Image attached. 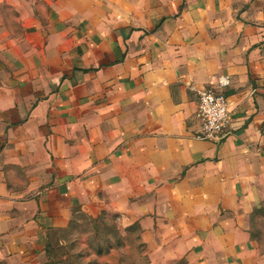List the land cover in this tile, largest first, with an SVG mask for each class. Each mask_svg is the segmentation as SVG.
<instances>
[{"label": "crops", "instance_id": "obj_1", "mask_svg": "<svg viewBox=\"0 0 264 264\" xmlns=\"http://www.w3.org/2000/svg\"><path fill=\"white\" fill-rule=\"evenodd\" d=\"M75 213L146 264H264V0H0V261L48 264Z\"/></svg>", "mask_w": 264, "mask_h": 264}, {"label": "rangeland", "instance_id": "obj_2", "mask_svg": "<svg viewBox=\"0 0 264 264\" xmlns=\"http://www.w3.org/2000/svg\"><path fill=\"white\" fill-rule=\"evenodd\" d=\"M109 224L115 223L120 230L116 241L105 240L104 226L100 222L96 231L87 221L84 213H75L71 227L67 231L52 232L54 256L50 259L55 264H146L141 241L134 228L125 231L114 218L105 215ZM100 249L101 253H96ZM105 249V250H104ZM79 255V256H78Z\"/></svg>", "mask_w": 264, "mask_h": 264}, {"label": "built area", "instance_id": "obj_3", "mask_svg": "<svg viewBox=\"0 0 264 264\" xmlns=\"http://www.w3.org/2000/svg\"><path fill=\"white\" fill-rule=\"evenodd\" d=\"M231 84V76L219 75L198 94L197 116L201 121L199 138L219 142L229 134L230 111L223 90Z\"/></svg>", "mask_w": 264, "mask_h": 264}, {"label": "trees", "instance_id": "obj_4", "mask_svg": "<svg viewBox=\"0 0 264 264\" xmlns=\"http://www.w3.org/2000/svg\"><path fill=\"white\" fill-rule=\"evenodd\" d=\"M105 215L106 214L101 213L100 215H98L96 217H91V216H88V215L84 214V216H86V218H87V221L89 223H91V225L93 226L92 227L93 228L92 232L97 230L96 229V225L101 222L103 224L104 228H105L104 233H103V236H104L105 240L108 241V238H109L111 241H116L120 237V230L115 225V223L109 224V222H107V220L105 219ZM112 220H114V217H112ZM71 221H72V219H71ZM71 221L69 222V224H68V226L66 228H63V229H52V230H50L48 232L47 242L45 244V252L47 253V257H48V264H55V262H51V260H50L54 256L52 239H51L52 238L51 233L53 231L54 232H59V231H63V230L67 231L71 227L70 226L71 225ZM131 228H134L135 231L137 230V232H138V226L137 225H131L129 227L124 228V230L128 231ZM137 237H138V233H137ZM96 253H101L100 249H97ZM0 264H5V262L0 261Z\"/></svg>", "mask_w": 264, "mask_h": 264}]
</instances>
